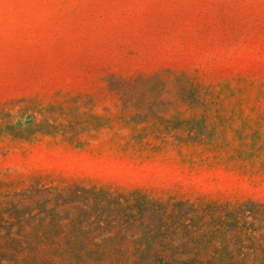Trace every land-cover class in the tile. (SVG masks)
Wrapping results in <instances>:
<instances>
[{
    "label": "rangeland",
    "instance_id": "1",
    "mask_svg": "<svg viewBox=\"0 0 264 264\" xmlns=\"http://www.w3.org/2000/svg\"><path fill=\"white\" fill-rule=\"evenodd\" d=\"M238 207L264 243V0H0V264H229L180 226Z\"/></svg>",
    "mask_w": 264,
    "mask_h": 264
},
{
    "label": "trees",
    "instance_id": "2",
    "mask_svg": "<svg viewBox=\"0 0 264 264\" xmlns=\"http://www.w3.org/2000/svg\"><path fill=\"white\" fill-rule=\"evenodd\" d=\"M26 209H29V207H26ZM32 211L33 210L29 212L31 219L35 217V215H32ZM247 211L248 210L246 209L238 207L221 214V212L216 208L214 210H204L199 215L192 216L190 218H188L187 214H185L186 221H190L189 224H191V227H188L189 224H181L180 228L184 230L191 228L189 230V233H191L193 229H195L199 231V233L204 234V236L209 235V237L212 238L216 234V232H221L223 238L225 236L227 237L223 239L226 242V245L223 248H230L227 251V260L229 261V264H264V243L254 241V235L259 232V228H255V225L252 223L249 224L250 228L247 227ZM173 214L174 216H168L164 212L163 214L157 216L158 230L160 232L163 227L166 226V224H164L166 220H169L173 217L177 219L182 217L179 214V211L176 212L174 210ZM38 215L47 216L48 214L43 209ZM40 219L45 221L46 217ZM50 219L51 220L47 221V224H50L51 222V227L57 229L60 222H57L58 220H60L59 214L56 213L54 216L51 215ZM207 219L209 220V222H206ZM43 225L46 224H41V227H43ZM174 225L175 223L172 222L171 225H168L169 227H167V229L165 230L168 231V229L173 227ZM221 228H224L223 232L221 231ZM206 231L207 233H205ZM40 232V228L32 230V234L35 237L39 236ZM249 232H252V234H249ZM46 233L47 232H43L42 238H48ZM170 235L172 237H175L174 235H177L176 229H174L173 232L170 233ZM39 238L41 237L39 236Z\"/></svg>",
    "mask_w": 264,
    "mask_h": 264
}]
</instances>
